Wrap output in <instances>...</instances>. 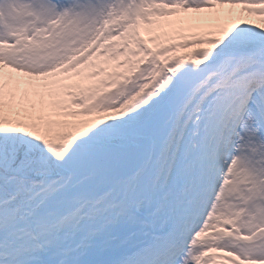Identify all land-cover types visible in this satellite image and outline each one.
I'll use <instances>...</instances> for the list:
<instances>
[{
  "label": "snow or ice",
  "instance_id": "obj_1",
  "mask_svg": "<svg viewBox=\"0 0 264 264\" xmlns=\"http://www.w3.org/2000/svg\"><path fill=\"white\" fill-rule=\"evenodd\" d=\"M221 262L264 264V0H0V264Z\"/></svg>",
  "mask_w": 264,
  "mask_h": 264
},
{
  "label": "rangeland",
  "instance_id": "obj_2",
  "mask_svg": "<svg viewBox=\"0 0 264 264\" xmlns=\"http://www.w3.org/2000/svg\"><path fill=\"white\" fill-rule=\"evenodd\" d=\"M157 34H159L161 36L162 40H166V37L164 36L163 32H160V33H157ZM143 35L145 36V39L148 38V34L147 33H144ZM155 46H156L155 44H149V47H155ZM120 59L122 60V59H124V57H121ZM118 63H119V61H112L111 62V66L112 67H116L118 65ZM116 70L117 71H123V69L119 68V67H116ZM221 264H226V262H221Z\"/></svg>",
  "mask_w": 264,
  "mask_h": 264
}]
</instances>
